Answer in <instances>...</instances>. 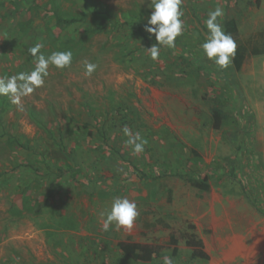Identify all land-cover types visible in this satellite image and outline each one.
Wrapping results in <instances>:
<instances>
[{
	"label": "rangeland",
	"instance_id": "rangeland-1",
	"mask_svg": "<svg viewBox=\"0 0 264 264\" xmlns=\"http://www.w3.org/2000/svg\"><path fill=\"white\" fill-rule=\"evenodd\" d=\"M149 3L0 0V77L30 71L37 43L46 56L73 53L70 68H50L44 87L23 98V110L0 97V264H163L165 255L211 264L186 246L196 225L214 247L211 203L218 224L264 236V216L242 189L246 182L264 207V54L236 71L201 49L204 20L217 7L223 29L236 22L237 45H263L264 0H183L184 33L156 62L145 49L156 43L144 31ZM85 60L98 65L90 78ZM125 126L147 140L142 154L126 146ZM205 176L211 191L191 187L190 177ZM125 196L138 205L133 228L103 231L113 198ZM122 242L160 252L134 261Z\"/></svg>",
	"mask_w": 264,
	"mask_h": 264
},
{
	"label": "clouds",
	"instance_id": "clouds-1",
	"mask_svg": "<svg viewBox=\"0 0 264 264\" xmlns=\"http://www.w3.org/2000/svg\"><path fill=\"white\" fill-rule=\"evenodd\" d=\"M183 0H150L148 4L152 10L144 25V31L149 38L155 37L156 43L145 48L149 58L156 62L160 59L162 49H174L178 37L184 33ZM224 12L217 7L207 13L204 24L207 30L206 39L201 49L207 60L214 63L219 69H227L237 53V43L231 34L222 27ZM44 45L37 43L28 49L33 58L34 67L30 71L19 72L10 76L0 77V97H7L10 102L23 110V98L31 96L37 89L44 87L50 68L64 70L71 67L72 51H54L49 55L42 52ZM85 77H91L98 65L90 61H83ZM127 137L126 146L132 150V155L138 156L145 151L147 140L139 132L125 126L122 129ZM138 205L128 197H115L111 202L103 221L102 230L110 227L116 231L131 230L139 216ZM163 264H174L169 255L163 256Z\"/></svg>",
	"mask_w": 264,
	"mask_h": 264
},
{
	"label": "trees",
	"instance_id": "trees-1",
	"mask_svg": "<svg viewBox=\"0 0 264 264\" xmlns=\"http://www.w3.org/2000/svg\"><path fill=\"white\" fill-rule=\"evenodd\" d=\"M86 9V8H85ZM87 14L89 15H95L96 12L93 10H86ZM56 21L58 23H64V24H74L77 22H80L81 19H75V18H67L62 19L56 16ZM224 30L226 33L231 34L232 37L238 36V27L235 21H227L224 27ZM141 36L143 37V29L138 27L136 30ZM146 38V37H144ZM263 55L264 54V44L263 45H254L252 48H249L246 44H239L237 45V53L236 56L233 59V66L236 71H239L242 68V65L244 64L246 58L248 55ZM213 120H214V128L219 129L222 122V116L221 111L218 109L213 110ZM84 128H86L84 126ZM235 163V161H233ZM189 183L191 184V187L196 188L197 190L201 192H209L211 191V185L209 183V177L205 176L202 180H198L195 178L190 177ZM242 183V182H241ZM246 183V182H244ZM243 184V191L246 194L248 200L251 204H253L255 207L258 208V211L264 216V207H260L258 204V201L253 196V194L248 193L249 186L246 184ZM165 227L168 228L167 225ZM188 229L193 231V233L188 234L186 238V246L189 247L192 251L191 258L194 260H206L209 261V255L205 252L204 243L203 241L198 237V235L195 233L196 227L194 225H188ZM170 242L172 245L176 247L178 241L176 239L175 235L170 236ZM120 250L128 256L130 259L138 262H152L154 259V256H156L160 252V247H154L152 245H143L138 243H130V242H122L119 245ZM176 252V249H174Z\"/></svg>",
	"mask_w": 264,
	"mask_h": 264
},
{
	"label": "crops",
	"instance_id": "crops-1",
	"mask_svg": "<svg viewBox=\"0 0 264 264\" xmlns=\"http://www.w3.org/2000/svg\"><path fill=\"white\" fill-rule=\"evenodd\" d=\"M207 209L208 211L205 214L214 213L212 220H209V222L211 221L209 224L212 226L215 222L214 226L218 225V229L213 233L215 244L214 247H211V250L215 253L207 248L206 239L198 232L196 225L195 233L203 241L204 250L209 255L211 264H264V243H260L261 240L264 242V236L261 238L259 234L254 233L244 235L237 225H229L225 223V220L218 224L214 220L217 215L215 205L211 203Z\"/></svg>",
	"mask_w": 264,
	"mask_h": 264
}]
</instances>
